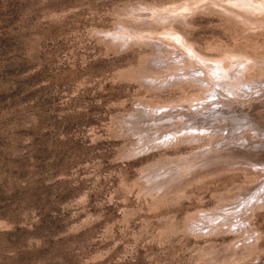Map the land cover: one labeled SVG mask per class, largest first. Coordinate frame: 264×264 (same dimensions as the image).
Instances as JSON below:
<instances>
[{
	"label": "rangeland",
	"instance_id": "obj_1",
	"mask_svg": "<svg viewBox=\"0 0 264 264\" xmlns=\"http://www.w3.org/2000/svg\"><path fill=\"white\" fill-rule=\"evenodd\" d=\"M179 1L0 0V264H264V173L241 164L264 162V136H239L264 104L200 111L222 138L150 144L153 111L198 94L152 85L153 48L99 32ZM196 12L178 30L200 54L264 60L262 28Z\"/></svg>",
	"mask_w": 264,
	"mask_h": 264
},
{
	"label": "bare ground",
	"instance_id": "obj_2",
	"mask_svg": "<svg viewBox=\"0 0 264 264\" xmlns=\"http://www.w3.org/2000/svg\"><path fill=\"white\" fill-rule=\"evenodd\" d=\"M199 9H205L213 12V14L217 13L219 16L226 17L232 22L241 24L242 27L245 25L253 29L262 28L264 30V0H182L181 2L172 3L169 6H152L141 2H137L135 6L131 4L128 10L122 13L123 15L120 14V17L122 15V19L117 21L114 28L99 31L104 34L103 37L105 39H110L113 44H117L120 47H124V45L128 44L130 41H136L153 48L155 54L152 60L159 70L156 71L158 75L146 77L149 83L156 84L159 82L157 84H162L164 82H171L173 85L176 83L174 86L184 83L188 84L195 90V93L198 94V97L192 98L188 103L184 102L183 104L177 105L174 111L166 112V114L160 113L157 116L156 111L161 112L160 107H158L156 111L151 109L154 116H152L151 119H149L150 117L148 116V122L155 126L153 128L156 130L155 133L157 137L153 138L151 136L152 138L148 140L150 144L156 143L157 141L167 144L180 139L181 141L186 140V138L197 139L201 137V140L202 137L212 138L215 136L222 138L224 127H220L221 124L218 122V119L216 118L217 121L215 123L212 122L214 118L205 122L209 114L202 115L199 113L200 111H205L208 108L210 109L211 106H215L219 108V111L222 110V115L220 113L221 111H218L220 115L225 116L223 115V110L225 109L226 111L229 110L235 113L238 111L237 108L253 107L256 104H264V78L258 77L256 79L252 76L255 70H259L262 73L264 72L263 59H256L247 55L229 52H225L216 58L204 56V54H200L194 48L193 44L187 40L185 35L178 30V27L186 28L190 26L192 28L189 17H193L196 10ZM142 105L143 107L145 106L144 104ZM216 110L217 109L209 112H211L212 115L213 113L217 115V112H215ZM151 112L149 114H151ZM205 112L209 113L208 110ZM167 113H175V115L173 116L172 114V116L166 117ZM200 116L202 119L199 120L198 117ZM259 118L261 117L259 116ZM166 119L171 122L169 124H163L162 121ZM175 119L181 120L182 123L180 122L177 124ZM208 119L207 117V120ZM195 120H198V122L200 121V125H194ZM208 122L212 123L209 124ZM225 123L226 122H224V124ZM254 124L255 123L251 124V122H249L248 125L245 124L239 136L241 137L246 132L256 136L258 135V137L261 135L264 136V124L263 126L256 124L257 127ZM251 125L255 127L253 128ZM171 126L175 127L172 128ZM244 137L245 136H243V138ZM218 139L216 141H218ZM248 139H252L251 135ZM256 139L258 138H255V140ZM243 147L245 148V146ZM261 147L262 145H260V148ZM245 149L249 148L247 147ZM258 150L256 154H258ZM245 153L249 156L247 151H245ZM244 159L247 160L241 162L242 165L249 169L264 173V162L255 163V161L252 162V160L248 161L249 158ZM238 163L239 162H237V164ZM233 164L235 165L236 162ZM222 219L230 220V222L233 221V218L228 219L226 216L222 217ZM215 221L217 222V218Z\"/></svg>",
	"mask_w": 264,
	"mask_h": 264
}]
</instances>
